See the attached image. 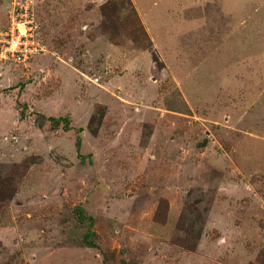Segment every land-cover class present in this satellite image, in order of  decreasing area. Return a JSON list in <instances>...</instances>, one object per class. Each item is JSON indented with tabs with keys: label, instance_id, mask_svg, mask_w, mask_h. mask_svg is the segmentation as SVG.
Returning <instances> with one entry per match:
<instances>
[{
	"label": "rangeland",
	"instance_id": "1",
	"mask_svg": "<svg viewBox=\"0 0 264 264\" xmlns=\"http://www.w3.org/2000/svg\"><path fill=\"white\" fill-rule=\"evenodd\" d=\"M30 1L0 264H264V0Z\"/></svg>",
	"mask_w": 264,
	"mask_h": 264
},
{
	"label": "built area",
	"instance_id": "2",
	"mask_svg": "<svg viewBox=\"0 0 264 264\" xmlns=\"http://www.w3.org/2000/svg\"><path fill=\"white\" fill-rule=\"evenodd\" d=\"M6 27L0 31V62L24 65L43 52L30 0H8ZM30 8L27 11V8Z\"/></svg>",
	"mask_w": 264,
	"mask_h": 264
}]
</instances>
